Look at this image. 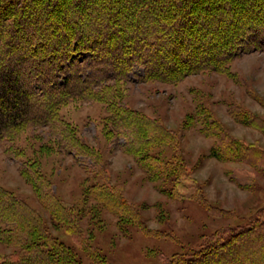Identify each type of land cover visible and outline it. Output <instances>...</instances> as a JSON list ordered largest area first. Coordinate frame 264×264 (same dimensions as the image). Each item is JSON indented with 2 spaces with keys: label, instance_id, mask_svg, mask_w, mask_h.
Wrapping results in <instances>:
<instances>
[{
  "label": "trees",
  "instance_id": "16d2710c",
  "mask_svg": "<svg viewBox=\"0 0 264 264\" xmlns=\"http://www.w3.org/2000/svg\"><path fill=\"white\" fill-rule=\"evenodd\" d=\"M253 51H264V0H0V144L40 203L31 206L0 185V243L12 247L0 254V264H84L50 231L46 215L71 236L88 264H106L86 241L76 206L57 198L39 160L27 158L17 143L22 133L42 127L54 139L39 152L59 149L90 177L102 178L89 181L85 199L158 234L119 186L108 184L102 153L63 119L60 109L71 102L102 103L109 145L130 156L148 180H162L169 197L215 212L178 151V131L128 106L122 84L136 66L141 81L167 84L203 72L227 74L234 59ZM205 113L199 108L187 115L181 129L201 121L199 131L215 138L211 156L264 167L263 148L229 135ZM234 116L264 132L259 116ZM168 147L177 151L163 156ZM162 264H264V206L247 223L218 229L197 248L164 256Z\"/></svg>",
  "mask_w": 264,
  "mask_h": 264
},
{
  "label": "rangeland",
  "instance_id": "374dc122",
  "mask_svg": "<svg viewBox=\"0 0 264 264\" xmlns=\"http://www.w3.org/2000/svg\"><path fill=\"white\" fill-rule=\"evenodd\" d=\"M142 73L136 66L129 80L123 82L124 102L178 131V151L215 212L195 200L169 197L161 190L162 180H148L130 156L109 145L103 134L106 111L102 103L71 102L60 109V114L75 127L82 140L102 153L108 184L118 185L139 209L148 227L158 234H147L133 223L121 222L93 199H85L89 181H103L102 178L90 177L72 155L59 149L54 148L48 154L39 152L42 143L52 144L54 139L47 127L26 131L17 141L27 158L39 160L57 198L68 207L76 206L86 241L98 249L106 264H162L164 256L189 252L218 229L247 223L264 206V167L253 168L211 156L209 150L215 138L199 131L201 121L194 127L181 129L185 117L201 108L216 118L229 135L264 149V132L234 116L239 112L264 120V51L242 54L230 63L227 74H192L177 84L141 81ZM176 151L168 147L163 156ZM0 185L22 196L31 206L40 207L33 189L19 174L17 160L10 158L1 144ZM47 217L50 231L88 264V256L79 250L71 236ZM11 250L12 247L0 243V254Z\"/></svg>",
  "mask_w": 264,
  "mask_h": 264
}]
</instances>
